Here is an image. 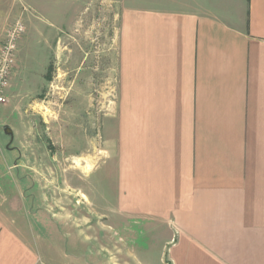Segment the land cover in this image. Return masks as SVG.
<instances>
[{"label": "crops", "instance_id": "0c3cea01", "mask_svg": "<svg viewBox=\"0 0 264 264\" xmlns=\"http://www.w3.org/2000/svg\"><path fill=\"white\" fill-rule=\"evenodd\" d=\"M101 1L119 11V83L96 221L9 186L6 142L0 264H264V0ZM83 2L0 0V39L23 16L21 51L37 29L53 39Z\"/></svg>", "mask_w": 264, "mask_h": 264}, {"label": "rangeland", "instance_id": "374dc122", "mask_svg": "<svg viewBox=\"0 0 264 264\" xmlns=\"http://www.w3.org/2000/svg\"><path fill=\"white\" fill-rule=\"evenodd\" d=\"M71 14L67 21L62 10L55 15L53 39L37 29L23 51L20 39L7 102L0 105V145L8 142L7 149L20 154L19 166L8 168L9 186L19 184L25 198L35 197L39 210L71 211L94 223L98 131L117 100L119 11L101 0H86ZM18 20L25 24L24 16ZM101 243L110 257L111 240Z\"/></svg>", "mask_w": 264, "mask_h": 264}, {"label": "built area", "instance_id": "2783aa9c", "mask_svg": "<svg viewBox=\"0 0 264 264\" xmlns=\"http://www.w3.org/2000/svg\"><path fill=\"white\" fill-rule=\"evenodd\" d=\"M25 32L26 26L23 21H16L6 31L3 45L0 47V105L7 102L6 90L15 67L18 44Z\"/></svg>", "mask_w": 264, "mask_h": 264}, {"label": "water", "instance_id": "95a60500", "mask_svg": "<svg viewBox=\"0 0 264 264\" xmlns=\"http://www.w3.org/2000/svg\"><path fill=\"white\" fill-rule=\"evenodd\" d=\"M5 133H6L7 135H12V131H11V129L8 128V127L5 128Z\"/></svg>", "mask_w": 264, "mask_h": 264}]
</instances>
